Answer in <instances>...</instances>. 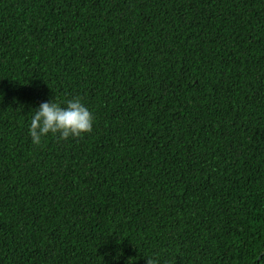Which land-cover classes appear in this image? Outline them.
Returning <instances> with one entry per match:
<instances>
[{"label": "trees", "instance_id": "1", "mask_svg": "<svg viewBox=\"0 0 264 264\" xmlns=\"http://www.w3.org/2000/svg\"><path fill=\"white\" fill-rule=\"evenodd\" d=\"M147 258L264 264V0H0V264Z\"/></svg>", "mask_w": 264, "mask_h": 264}, {"label": "clouds", "instance_id": "2", "mask_svg": "<svg viewBox=\"0 0 264 264\" xmlns=\"http://www.w3.org/2000/svg\"><path fill=\"white\" fill-rule=\"evenodd\" d=\"M93 125V114L83 105L79 97L66 102V106L53 100L43 102L34 112L29 134L34 145L41 143L42 137L48 134H59L61 139L79 137L90 133ZM147 264H156L153 258H147Z\"/></svg>", "mask_w": 264, "mask_h": 264}, {"label": "water", "instance_id": "3", "mask_svg": "<svg viewBox=\"0 0 264 264\" xmlns=\"http://www.w3.org/2000/svg\"><path fill=\"white\" fill-rule=\"evenodd\" d=\"M260 258V257H259Z\"/></svg>", "mask_w": 264, "mask_h": 264}]
</instances>
